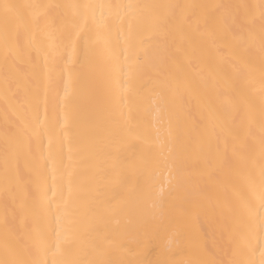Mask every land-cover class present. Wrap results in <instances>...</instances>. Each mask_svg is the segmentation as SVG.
Listing matches in <instances>:
<instances>
[{"label":"bare ground","instance_id":"obj_1","mask_svg":"<svg viewBox=\"0 0 264 264\" xmlns=\"http://www.w3.org/2000/svg\"><path fill=\"white\" fill-rule=\"evenodd\" d=\"M7 2L41 7L26 26L12 25L7 48L0 20V258L6 199L10 228L33 235L44 229L40 199L51 183L49 140L60 138L70 171L65 187L71 181L73 196L81 198L89 195L93 176L99 187L91 195L100 209L93 234L100 246L86 259L111 264L229 259L221 231L226 236L231 226L234 189L247 177L258 184L262 165L264 74L260 10L253 7L261 0ZM83 3L162 7L144 9L146 22L127 52L121 40L119 65L102 30L70 60L53 57L63 52L67 10L48 6ZM168 5L180 7H163ZM234 17L242 23L254 19L251 37L233 25ZM160 18L170 20L166 28L155 26ZM236 51L252 62L239 79L229 62ZM6 133L15 154L7 197ZM170 139L184 153L179 172L154 164ZM185 201L195 202L198 212H183ZM26 203L34 210L26 212Z\"/></svg>","mask_w":264,"mask_h":264},{"label":"snow or ice","instance_id":"obj_2","mask_svg":"<svg viewBox=\"0 0 264 264\" xmlns=\"http://www.w3.org/2000/svg\"><path fill=\"white\" fill-rule=\"evenodd\" d=\"M37 5L9 3L7 0H0V20L3 21L5 30V43L7 48V37L15 23L27 25L29 18L35 17L34 9ZM66 9L65 32L63 35V52L55 55H66L68 60L78 51L79 45L87 44L93 32L99 34L102 30L106 33L110 42L114 44L113 58L117 65L120 62L119 44L124 41L127 52L131 41L136 35L140 26L146 22L144 9L158 8L156 5H140L133 3L117 4H68L55 5ZM163 7L177 8L180 6L168 5ZM248 7V6H243ZM258 7L260 10V53L262 58L261 72L264 74V0H261ZM170 23L168 18H160L155 26L166 28ZM254 19L242 23L238 18H233V25L241 32L247 30L252 36V25ZM247 41L241 40L240 47L246 49ZM177 53L182 48L177 46ZM230 64L237 79L243 77L246 72L252 69L251 60L243 53L232 52ZM7 59V51L5 54ZM49 54L45 53V62ZM125 55V62H128ZM128 74L131 75L132 68L128 65ZM214 75L216 70L210 69ZM261 119L264 120V107L261 110ZM176 143L168 141V146L161 145L160 158L154 161L155 166H165L170 171L179 172L186 164L184 153L181 149L173 147ZM49 163L50 185H47L41 192L40 212L44 222V229L38 234L30 232L19 233L10 228L8 223V202L5 201V236L3 240L4 256L0 258V264H111L110 261L98 259H86L89 250L99 249V240L93 239L97 231L96 221L100 218V209L97 206V197L91 192L95 188L99 192L98 185H95L96 177L93 176L89 185V195L86 197H74L71 181L65 187V179L70 176L69 166L65 165L64 144L60 138L49 140ZM262 165L260 180L257 184L251 177L244 178L243 187L234 189V205L230 208L231 226L221 231V238L225 240L222 250L230 253L229 259L208 260L203 264H264V142L261 146ZM14 151L8 146L6 133V148L3 160L4 189L6 197L12 195L10 187V173L14 163ZM71 160V156L68 157ZM110 201L106 204L110 205ZM185 213L198 212V205L193 201H185L181 205ZM26 212L33 211L29 204L24 205ZM110 211L109 207H105Z\"/></svg>","mask_w":264,"mask_h":264}]
</instances>
